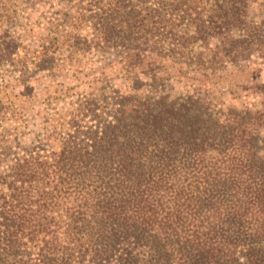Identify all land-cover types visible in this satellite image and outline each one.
<instances>
[{
    "label": "trees",
    "instance_id": "obj_1",
    "mask_svg": "<svg viewBox=\"0 0 264 264\" xmlns=\"http://www.w3.org/2000/svg\"><path fill=\"white\" fill-rule=\"evenodd\" d=\"M85 1L78 51L204 75L264 56L256 0ZM155 81L47 102L36 123L0 101V264H264V102L223 108Z\"/></svg>",
    "mask_w": 264,
    "mask_h": 264
},
{
    "label": "rangeland",
    "instance_id": "obj_2",
    "mask_svg": "<svg viewBox=\"0 0 264 264\" xmlns=\"http://www.w3.org/2000/svg\"><path fill=\"white\" fill-rule=\"evenodd\" d=\"M256 1L249 14L264 30V0ZM0 2V101L19 104L30 123L39 121L47 102L76 101L98 90L128 92L135 90L134 84L138 93L147 92L151 84L162 88L155 81L159 75L170 94L204 90L223 108L255 111L264 102V56L217 64L204 75L184 62L145 51L127 57L94 46L78 51L74 38L93 35L91 23L81 19L87 14L81 8L85 0ZM233 34L239 35L237 29Z\"/></svg>",
    "mask_w": 264,
    "mask_h": 264
}]
</instances>
